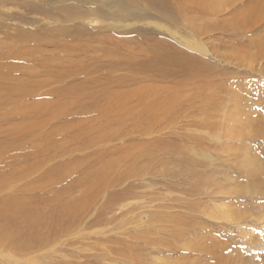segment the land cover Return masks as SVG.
<instances>
[{"label":"rangeland","instance_id":"obj_1","mask_svg":"<svg viewBox=\"0 0 264 264\" xmlns=\"http://www.w3.org/2000/svg\"><path fill=\"white\" fill-rule=\"evenodd\" d=\"M180 3L185 8L183 0H0V188L28 189L22 205L42 216L52 211L54 224L62 212L69 215L56 229L50 226L60 235L52 248L34 256L2 248L5 264H125L122 258L130 255L134 264L188 263L193 254L175 233L211 244L217 254L240 251L246 241L264 242V175L260 191L252 193L256 176L214 138L230 108L215 99L209 104L207 94L189 99L173 93L166 101L170 112L149 119L139 96L148 85L175 87L172 79L191 73L164 65L165 58L155 61L170 48L203 61L197 80L241 84L246 72L228 64V56L243 39L230 34L256 29L263 15L252 18L244 0L224 5L205 21L201 36L216 55H203L168 30L200 35L199 21H190L194 14L180 10ZM247 81L251 90L264 85L254 72ZM157 118L164 119L153 127ZM207 122L216 124L208 129ZM117 137L119 149L107 152L105 145ZM263 137L254 147L264 162ZM108 247L126 256L105 260ZM199 257L218 263L212 253Z\"/></svg>","mask_w":264,"mask_h":264},{"label":"bare ground","instance_id":"obj_2","mask_svg":"<svg viewBox=\"0 0 264 264\" xmlns=\"http://www.w3.org/2000/svg\"><path fill=\"white\" fill-rule=\"evenodd\" d=\"M235 1L236 0H183L185 8H183L180 3L179 9L188 10L191 12V14H194V17L189 18V20L199 21V24H197L198 26L197 32H200V35H192L186 33L181 34L175 30H170V29L168 30L178 40V42L183 46H185L188 50L191 51L195 50V52H199L203 55L215 56L216 51L213 52L212 50H210L208 48V44L201 37L203 31L209 27L206 26L204 23H206L205 21L206 20L208 21V19L209 18L211 19L214 15L217 16V12L224 11L225 6L229 4H234ZM244 3H245L244 4L245 8L249 5H252L251 7L252 18H259V16L262 14L263 16L259 18L258 21L261 22L264 20V0H247V1L244 0ZM161 11L168 14V12L164 9H162ZM260 24L261 25L256 29H252V30L249 29L247 31H241V32L238 29H236L230 34L233 35V37L236 36L237 34H241L242 36L241 38L243 39L242 42H240V44H242L240 50L237 52H232L228 56L229 58L228 64L230 63L239 64L242 67L241 70L243 72H246L242 76V78L244 77L245 80L243 79L241 84L239 82L234 83L233 81L232 84H227L226 82L223 81L210 83V80H206L205 82L197 80L195 76L197 75L196 70L198 68V63L199 61L203 63V61H201L200 58L191 56L185 51H182L180 49L173 50L170 48V50L168 49V51L165 53L161 50V53L163 54L158 55L159 58L158 60H156L157 59L156 57L155 61L161 62L165 58V61L161 62L164 65L167 66L172 65V67H177L178 64L181 70L186 69L191 71V73L187 76L186 79L184 80L182 79V81L172 79L171 82L174 83V85H176L175 87H172L170 85L160 87V85L157 86L154 84L144 87V89L139 93L140 99L143 102L144 110L147 111L149 119L152 117L151 115H154L153 113L160 114V111H163V109L165 112H168L171 109V107L169 106L170 103L166 101L167 100L171 101L173 93L176 95H180L179 96L180 98L188 97L189 99H195V98L199 99L203 96H206L205 94H207L206 98L209 104L210 102H212V100L214 101L215 99L219 103L221 101L223 102L222 104L223 109L225 107H229L230 110H228V112H225V123L221 124V126L224 127V129L221 132H216L214 134L215 135L214 138L216 137V140L222 143V145L225 147L228 156H232L233 159L234 158L237 159L239 165L244 168V171L248 174V176L251 175L256 176L257 184L253 186L254 190H252V193H256L260 191L261 188L260 181L262 180L261 174L264 175V162L261 159L262 156L261 157L259 156L260 155V153L258 152L259 150L256 147H254L256 146L254 144L255 138L264 135V117H262L258 111L259 109L264 111V85L259 84V87L255 88L254 90H251V88L247 87L248 85H246V83H248L247 77H249V74L252 72L256 73L258 76L264 77V33H261V31L263 30L262 28H264L263 27L264 21L261 22ZM158 25L160 27H164L161 24ZM211 27L213 28L212 25ZM250 33H252L253 35H250ZM152 72L154 73V76H156V74H159L155 64L152 66ZM201 73L204 74L203 71H201ZM161 77H162L161 79L162 82L163 80H165V78L163 75ZM152 78L153 80L157 81L158 79L160 81V78H156V77H152ZM259 81L261 80L259 79ZM235 87L238 90L242 88V90L247 93V96H256V100L252 101L250 100V98L241 97L238 94L239 91ZM162 93L163 94L165 93L164 98H162L163 96ZM222 93L224 94L223 99H221L220 97ZM155 101H159L160 102L159 105L156 106V104H154ZM157 117L160 116L158 115ZM154 119L156 118L153 117V120ZM157 119L159 120V118ZM163 119L161 118V120ZM161 120L159 121L155 120V124L153 125V127L155 125H158L157 127H159L158 123ZM216 120H214V122ZM136 121H138L137 117L133 118L132 123H134V125L138 124ZM215 124L208 123L207 124L208 129L212 128ZM238 127L239 129H237ZM151 130L150 128H148V132H146L145 135L150 136L152 133ZM220 133H222L223 135H221ZM236 139H238L237 141H239L238 142L239 145L237 144ZM118 140L119 137L113 139V141L111 140L110 142H108L107 145H105V150L111 153L112 151L114 152L117 149H119L118 146L114 144V141H118ZM236 145L238 146L236 147ZM261 145L264 146V139L261 142ZM134 160L135 158L133 159V162ZM259 176L260 178L258 179ZM3 183L6 182L4 181ZM8 185L7 184L1 185L0 188V254L2 253V251H4V249L2 248L5 247H9L10 249L14 248L15 250L21 248L22 253L27 256L39 255L46 248L48 249L52 248L54 242H56V240L58 242L57 237L60 235L55 233V231L51 230L50 226L55 225L54 228L56 229V227L60 225L61 223L60 221L63 220L64 216H67L68 213L66 211L62 212L61 215L63 216L61 217L60 220L57 219L56 224H54L51 220L53 216L52 211L48 213L46 212L47 213L45 214L46 216H42L39 213H36L37 209L33 211L31 209L25 208L26 206L25 207L23 206L25 205L26 202L25 200L29 198L26 195L27 191L29 193L28 189L24 188L22 190H18L8 187ZM40 190H43L44 194L46 193L45 192L46 190L44 189H40ZM21 191L24 192L22 193V195H19ZM16 201L20 202L19 205ZM138 227H139L138 225H135V228ZM45 228L47 229L48 233L49 231L51 232L50 234H47V236L42 233V231ZM32 229H35V231H32ZM126 229L127 228H124L123 230ZM36 231L37 233L35 235L34 232ZM167 232L169 233V230H167ZM178 234L180 235L181 238H183L182 240H184L182 248L188 251L190 254H193V260H190L188 263L186 259L184 261L180 260L181 262H179L178 260L176 261L177 264H210L208 262H204V260L199 257V255L200 254L202 255L203 253L204 254L212 253L218 256L216 260L218 263L216 264H264V242L261 241V239H255L254 241L250 240L246 242L244 241L245 244H244V248L241 249L242 251L232 249L231 252L232 255L231 254L228 255L227 253L224 252H220L219 254H217L215 247L214 246L212 247L211 244L203 245V242H198L194 244L193 242H191L192 240L185 241V238L188 236H184L185 235L184 233H175L173 234L172 237L176 238L175 235ZM137 235L135 237H137L138 239L142 238L141 235L138 236ZM127 237L134 239L133 235H129V236L127 235ZM216 245L218 244H215V246ZM115 249L116 248L114 249H109V247L106 248L104 250V254H102V258L105 260L109 259L111 261H116L118 259V257H116L117 255H121V258L126 256V253L120 250L119 248L118 250ZM125 249L128 251L127 247ZM129 254L130 253H128V255ZM9 256L14 257L13 254H9ZM230 256L231 258L233 257L234 259L233 262H231L228 259L226 260V258H230ZM129 257H126L127 259L122 258L123 259L122 261L124 262L126 261L125 264H134L135 261L133 260V258L132 257L129 258ZM137 258L138 257L136 256L135 259ZM0 264H5V263L2 260H0Z\"/></svg>","mask_w":264,"mask_h":264}]
</instances>
